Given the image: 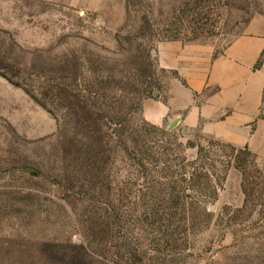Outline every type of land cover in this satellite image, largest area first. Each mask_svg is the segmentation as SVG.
<instances>
[{
	"label": "rangeland",
	"instance_id": "374dc122",
	"mask_svg": "<svg viewBox=\"0 0 264 264\" xmlns=\"http://www.w3.org/2000/svg\"><path fill=\"white\" fill-rule=\"evenodd\" d=\"M260 19L264 0H0V264H264V159L144 113L173 43L218 56Z\"/></svg>",
	"mask_w": 264,
	"mask_h": 264
},
{
	"label": "crops",
	"instance_id": "0c3cea01",
	"mask_svg": "<svg viewBox=\"0 0 264 264\" xmlns=\"http://www.w3.org/2000/svg\"><path fill=\"white\" fill-rule=\"evenodd\" d=\"M264 20L254 21L224 53L173 43L166 100L145 104V117L178 123L264 159Z\"/></svg>",
	"mask_w": 264,
	"mask_h": 264
},
{
	"label": "trees",
	"instance_id": "16d2710c",
	"mask_svg": "<svg viewBox=\"0 0 264 264\" xmlns=\"http://www.w3.org/2000/svg\"><path fill=\"white\" fill-rule=\"evenodd\" d=\"M263 60H264V52H263V54L261 55V58H260V60H259L258 63H257L256 69H258V68L260 67V65L262 64ZM244 148H245L247 151H249L248 147H244ZM249 152H250V151H249ZM250 153H251V152H250ZM199 161H200V157L197 158V159H195L192 163L196 164V163H198Z\"/></svg>",
	"mask_w": 264,
	"mask_h": 264
}]
</instances>
